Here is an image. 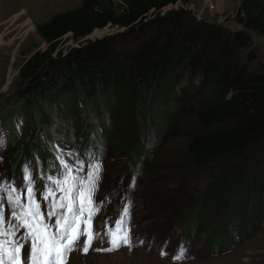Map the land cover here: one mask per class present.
<instances>
[{"label":"rangeland","instance_id":"1","mask_svg":"<svg viewBox=\"0 0 264 264\" xmlns=\"http://www.w3.org/2000/svg\"><path fill=\"white\" fill-rule=\"evenodd\" d=\"M84 1L0 0V204L8 223H17L12 219L13 207L7 200L9 186L19 189L21 202L27 204L28 177H31L34 199L40 203L41 211L56 213L45 216L51 225L61 213L68 214L66 206L70 201L60 188L69 187L72 176L77 180L86 179L90 165L99 163L102 170L92 205L94 209L99 204V211L93 212V219L84 223L89 215L86 208L81 217V227L87 228L90 223L100 233V238L94 239L87 253L79 249L73 251L66 264H264V194L259 203L262 219L258 226L257 218L254 219L245 230V235L236 226L239 221L235 224V213L232 218L228 216L229 220L227 218L224 210L228 205L226 192L218 193L206 209L197 211L192 224L189 212L198 195L218 185L225 177L230 179L233 173L230 164L225 161L199 163L192 157L190 139L201 131L198 106L206 94L197 90L200 76L195 77L190 85L187 70L180 71L177 91L189 90L194 96L179 105L174 126L166 133L159 131L157 126H133L125 120L112 123L113 116L107 112L88 115L79 121L76 114L72 113V118L66 116L69 113L61 106L55 122L51 123L52 130L45 124L25 128L22 115L8 113L14 91L25 83L20 75L21 66L38 49L48 47L38 31V25L57 14L77 8ZM100 1L111 3L115 9L120 2ZM240 4L241 0H210L209 3L207 0H191L185 4L168 5L164 11L184 6L198 18L215 21L231 31H247L251 44L243 54L255 50L257 60L264 64V37L238 20ZM121 29L107 24L103 28H95L84 38L94 39ZM76 45L77 41L71 39V32L65 33L60 48L65 51L69 46ZM6 110L12 120L7 121L5 126L3 118ZM95 123L97 130L93 128ZM109 130L116 133L112 141L106 137ZM27 135H30L29 140L15 155L18 170L13 164V155ZM85 139L88 148L79 147ZM126 139L141 144L138 154L127 152L121 144L118 147L119 140ZM248 150L245 159L240 161L244 167L252 162V147ZM69 169L70 183L57 186L55 182L62 180ZM49 189L53 191L45 199ZM60 204L65 207L61 208ZM127 205H130V216L125 219L122 228L130 230L131 247L122 246L111 252L93 250L111 246L107 232L116 229ZM210 214H213L212 218L203 230L202 224ZM255 226L257 230L253 233ZM23 231L17 229V238ZM215 233L218 235L214 236ZM226 236L228 240L221 242ZM84 239L86 237H82L81 241ZM181 246L186 253L177 260L174 257L179 254ZM27 249L26 243L23 251ZM162 251L166 254L162 255Z\"/></svg>","mask_w":264,"mask_h":264},{"label":"trees","instance_id":"2","mask_svg":"<svg viewBox=\"0 0 264 264\" xmlns=\"http://www.w3.org/2000/svg\"><path fill=\"white\" fill-rule=\"evenodd\" d=\"M119 1L115 9L111 3L85 0L38 25L48 47L38 49L21 66L25 83L14 91L8 113L22 115L25 128L45 124L52 130L61 106L68 111L66 116L76 114L79 121L107 112L113 116L112 123L125 120L133 126H157L166 133L174 126L179 105L194 96L189 90L176 89L180 71L187 70L190 85L200 76L197 90L206 93L198 106L201 131L190 139L192 157L199 163L225 161L233 172L230 179L225 177L198 195L189 212L192 224L197 211L226 192L228 220L235 213V224L239 221L236 226L243 234L256 218L258 226L264 194V64L257 60L255 50L243 54L251 44L249 33L198 18L184 6L164 11L168 5L191 0ZM237 16L264 37L262 0H241ZM107 24L123 30L84 38ZM67 32L77 45L64 51L60 46ZM4 112L6 126L12 117ZM115 134L109 130L106 137L112 141ZM30 135L13 155L16 167L15 155ZM120 144L134 154L141 148L131 139L119 140ZM78 146L88 148L87 139ZM251 147L252 162L244 167L240 161ZM212 215L202 224L203 230Z\"/></svg>","mask_w":264,"mask_h":264},{"label":"snow or ice","instance_id":"3","mask_svg":"<svg viewBox=\"0 0 264 264\" xmlns=\"http://www.w3.org/2000/svg\"><path fill=\"white\" fill-rule=\"evenodd\" d=\"M90 168L86 179L77 180L75 176H72L71 185L67 188H60L70 201L66 206L68 214L61 213L51 225L46 221L45 216H53L56 213L41 211L40 203L34 199L31 177H28L30 186L27 189L29 200L27 204L21 202L19 189L9 186L6 190L7 200L13 207L12 219L17 223H8L2 210V204H0V264H66L73 251L78 249L84 253L89 251L94 239L100 238V233L96 232L90 223L87 228L81 227V217L87 208L89 215L84 223H88L93 219L92 213L99 211V204H96L94 209L92 205L102 170L99 163H93ZM70 172L71 169L67 170L63 179L55 182L57 186L70 183ZM52 191L49 189L44 198L47 199ZM53 206L55 207V204ZM59 206L65 207L64 204ZM16 209L21 211L18 212ZM123 211L124 216L117 222L116 229H109L107 232L111 246L93 250L111 252L119 250L122 246L131 247L133 241L129 235L130 230L124 231L122 228L125 219L130 216V205L125 206ZM6 224H8L7 228ZM17 229L24 230L19 238H17ZM82 237L86 239L81 241ZM26 243L28 249L25 252L23 250ZM185 253L186 249L181 246L179 254L174 258L180 260ZM161 254L166 253L162 251Z\"/></svg>","mask_w":264,"mask_h":264},{"label":"built area","instance_id":"4","mask_svg":"<svg viewBox=\"0 0 264 264\" xmlns=\"http://www.w3.org/2000/svg\"><path fill=\"white\" fill-rule=\"evenodd\" d=\"M210 0H207V2L209 3Z\"/></svg>","mask_w":264,"mask_h":264},{"label":"water","instance_id":"5","mask_svg":"<svg viewBox=\"0 0 264 264\" xmlns=\"http://www.w3.org/2000/svg\"><path fill=\"white\" fill-rule=\"evenodd\" d=\"M121 30H123V29H121ZM121 30H120V31H121ZM98 38H100V37H98Z\"/></svg>","mask_w":264,"mask_h":264},{"label":"bare ground","instance_id":"6","mask_svg":"<svg viewBox=\"0 0 264 264\" xmlns=\"http://www.w3.org/2000/svg\"><path fill=\"white\" fill-rule=\"evenodd\" d=\"M93 35V34H92Z\"/></svg>","mask_w":264,"mask_h":264}]
</instances>
